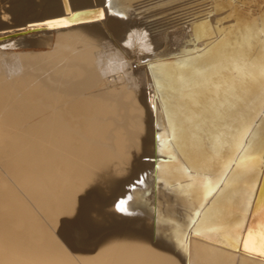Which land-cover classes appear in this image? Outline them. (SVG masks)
I'll list each match as a JSON object with an SVG mask.
<instances>
[{"label":"bare ground","instance_id":"obj_1","mask_svg":"<svg viewBox=\"0 0 264 264\" xmlns=\"http://www.w3.org/2000/svg\"><path fill=\"white\" fill-rule=\"evenodd\" d=\"M206 7L0 0V264H264V130L246 165L185 79Z\"/></svg>","mask_w":264,"mask_h":264},{"label":"snow or ice","instance_id":"obj_2","mask_svg":"<svg viewBox=\"0 0 264 264\" xmlns=\"http://www.w3.org/2000/svg\"><path fill=\"white\" fill-rule=\"evenodd\" d=\"M206 4L191 39L208 64L191 65L185 79L194 107L205 109L222 128L239 132L236 145L247 165L257 155L252 151L257 130H264V4L259 10L252 0H206ZM201 29L209 35L201 37ZM201 39L204 48L198 47ZM214 140L225 151L232 146L229 136ZM259 155L264 161V149ZM219 187L214 185L213 190ZM123 204L122 200L121 212L126 211Z\"/></svg>","mask_w":264,"mask_h":264}]
</instances>
